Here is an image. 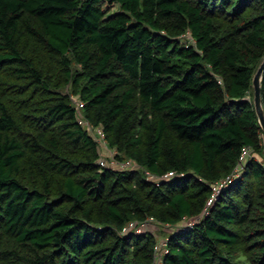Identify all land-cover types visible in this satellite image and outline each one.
<instances>
[{
    "label": "trees",
    "instance_id": "1",
    "mask_svg": "<svg viewBox=\"0 0 264 264\" xmlns=\"http://www.w3.org/2000/svg\"><path fill=\"white\" fill-rule=\"evenodd\" d=\"M263 59L264 0H0V264H264Z\"/></svg>",
    "mask_w": 264,
    "mask_h": 264
},
{
    "label": "built area",
    "instance_id": "2",
    "mask_svg": "<svg viewBox=\"0 0 264 264\" xmlns=\"http://www.w3.org/2000/svg\"><path fill=\"white\" fill-rule=\"evenodd\" d=\"M71 96H72V99L73 101L75 102L77 108H78V112H79V116H80V121L82 123H84L87 128L91 131H96V133L99 135L100 137V140L101 142L103 143V145L109 150H114V152H112V158L107 159L105 156H102L100 159H99V162L104 164V165H119L120 167H137L139 165V163L133 159H128V160H120V159H117L116 158V150L115 149H112V148H109V145H108V141H107V137L105 135V132L103 130L102 127H96L88 118L85 117V115L82 113V110L84 108V105H85V101L79 97V96H76L74 94L71 93ZM252 153V148L250 146H246L244 148V151H243V154L241 156V160H240V164L236 167V170L231 174L229 175L227 178L225 179H222L220 181H218L217 183L214 184L213 186V195L211 196V198L209 199L208 203H212V201L216 198L217 194L219 193V191L221 190V188L227 184L230 180H233L236 176H238L240 173H241V170H242V163L244 162V160L249 156L251 155ZM110 154V153H109ZM148 176L150 178H155V174L151 173V172H147ZM174 174V171H169L168 173H166V176L168 175H173ZM196 218L194 219H189L187 220L185 223H184V227H191L193 224H194V221H195ZM154 218L153 217H149L146 221L144 222H141V223H137V222H130L128 224V228H136L137 230L141 231V230H144V229H147L149 223L151 221H153ZM169 224V223H168ZM171 225V224H170ZM146 227V228H145ZM168 250V247H167V241L166 239L163 240L162 243H157L156 245V260H155V263L156 264H161V257H162V254L164 252H166Z\"/></svg>",
    "mask_w": 264,
    "mask_h": 264
},
{
    "label": "water",
    "instance_id": "3",
    "mask_svg": "<svg viewBox=\"0 0 264 264\" xmlns=\"http://www.w3.org/2000/svg\"><path fill=\"white\" fill-rule=\"evenodd\" d=\"M264 74V59L259 65L254 76V102L259 121L264 129V107L262 102V77Z\"/></svg>",
    "mask_w": 264,
    "mask_h": 264
},
{
    "label": "rangeland",
    "instance_id": "4",
    "mask_svg": "<svg viewBox=\"0 0 264 264\" xmlns=\"http://www.w3.org/2000/svg\"><path fill=\"white\" fill-rule=\"evenodd\" d=\"M76 96H78V95H76ZM112 152H114V150H111V149H109V150L107 149L105 151V153H107L108 156H109V153H110L111 158H112V155H113ZM105 157H107V156H105ZM172 228H173L172 225H170L168 223H161V222H158L156 220L151 221L149 223L148 227H147L148 230H151V231L155 232V234L158 237V243L159 244L163 242V240L165 239V237L168 235V233L171 231ZM245 264H248V262L245 261Z\"/></svg>",
    "mask_w": 264,
    "mask_h": 264
},
{
    "label": "crops",
    "instance_id": "5",
    "mask_svg": "<svg viewBox=\"0 0 264 264\" xmlns=\"http://www.w3.org/2000/svg\"><path fill=\"white\" fill-rule=\"evenodd\" d=\"M263 141H264V135H263Z\"/></svg>",
    "mask_w": 264,
    "mask_h": 264
}]
</instances>
